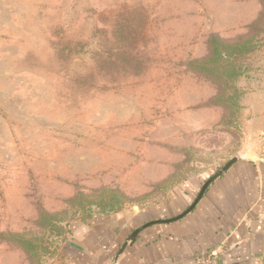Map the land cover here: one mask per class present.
<instances>
[{
	"label": "rangeland",
	"instance_id": "obj_1",
	"mask_svg": "<svg viewBox=\"0 0 264 264\" xmlns=\"http://www.w3.org/2000/svg\"><path fill=\"white\" fill-rule=\"evenodd\" d=\"M210 35L252 39L240 109L189 69ZM261 139L264 0H0V264H57L76 224L196 178L186 210Z\"/></svg>",
	"mask_w": 264,
	"mask_h": 264
},
{
	"label": "crops",
	"instance_id": "obj_2",
	"mask_svg": "<svg viewBox=\"0 0 264 264\" xmlns=\"http://www.w3.org/2000/svg\"><path fill=\"white\" fill-rule=\"evenodd\" d=\"M242 153L191 212L143 228L116 264H195L215 249L220 264H264V139L250 156ZM198 184L193 178L179 185L169 206L153 214L131 210L76 224L57 264H112L134 230L180 215L188 206L189 190Z\"/></svg>",
	"mask_w": 264,
	"mask_h": 264
},
{
	"label": "trees",
	"instance_id": "obj_3",
	"mask_svg": "<svg viewBox=\"0 0 264 264\" xmlns=\"http://www.w3.org/2000/svg\"><path fill=\"white\" fill-rule=\"evenodd\" d=\"M257 20L249 27L248 34L257 27ZM253 47L252 39L248 37L231 42L222 40L216 35H210L207 40V57L189 63L188 66L192 72L204 76L216 86L217 94L213 105L241 108L238 102L239 95L235 88H231V84L241 74L237 67V59L249 54Z\"/></svg>",
	"mask_w": 264,
	"mask_h": 264
},
{
	"label": "water",
	"instance_id": "obj_4",
	"mask_svg": "<svg viewBox=\"0 0 264 264\" xmlns=\"http://www.w3.org/2000/svg\"><path fill=\"white\" fill-rule=\"evenodd\" d=\"M240 159V155H235L232 158H230L228 160V162L226 164H224L219 170H217V172L215 174H213L212 176H210L201 186V189L199 191V193L197 194V197L195 198V200L192 202V204L184 211L182 212L180 215H178L175 218H172L170 220H164V221H156V222H151L148 224H145L144 226L134 230L131 235L125 240V242L123 243V245L121 246V249L119 250V252L116 254L112 264H116V260L117 258L121 255L123 249L127 246V245H131L137 238L138 233L143 229L146 228L150 225L153 224H163V223H169L172 221H176L180 218H182L183 216L187 215L189 212H191L194 207L197 205V203L201 200L202 196L204 195V193L206 192L208 186L215 180L217 179L219 176L223 175L235 162H237Z\"/></svg>",
	"mask_w": 264,
	"mask_h": 264
},
{
	"label": "built area",
	"instance_id": "obj_5",
	"mask_svg": "<svg viewBox=\"0 0 264 264\" xmlns=\"http://www.w3.org/2000/svg\"><path fill=\"white\" fill-rule=\"evenodd\" d=\"M195 264H220L219 249L212 250L208 254L199 257Z\"/></svg>",
	"mask_w": 264,
	"mask_h": 264
}]
</instances>
